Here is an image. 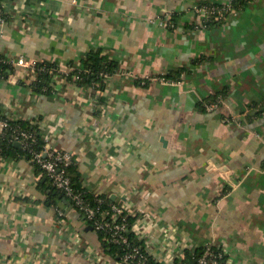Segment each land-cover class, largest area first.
Returning a JSON list of instances; mask_svg holds the SVG:
<instances>
[{
  "label": "crops",
  "instance_id": "crops-1",
  "mask_svg": "<svg viewBox=\"0 0 264 264\" xmlns=\"http://www.w3.org/2000/svg\"><path fill=\"white\" fill-rule=\"evenodd\" d=\"M224 1L0 0V54L15 61L0 116L72 153L86 190L147 216L161 264H193L207 244L264 264V0L195 27L197 5ZM93 47L119 63L104 89L65 75ZM22 57L60 66L52 95ZM50 185L0 153V264H124Z\"/></svg>",
  "mask_w": 264,
  "mask_h": 264
},
{
  "label": "built area",
  "instance_id": "built-area-1",
  "mask_svg": "<svg viewBox=\"0 0 264 264\" xmlns=\"http://www.w3.org/2000/svg\"><path fill=\"white\" fill-rule=\"evenodd\" d=\"M5 5L0 6V20H2L4 11L2 8ZM236 11L232 0L216 3H202L195 7V13L197 14L196 19L193 23L196 28H205L212 21L224 18L228 13ZM3 56V55H2ZM4 57V56H3ZM3 61L7 64H14L15 61L11 58H5ZM32 65L25 59L21 58L19 63L24 65H31L34 69L35 77V64ZM70 70L65 71V74H69ZM1 76V74H0ZM109 76L105 74V77ZM79 75H74L73 80L77 81ZM166 81L170 79L165 78ZM216 104L212 103L208 105L209 109H214ZM10 118L0 116V132L1 134L5 131L10 124ZM41 134V133H40ZM14 141L24 145L30 153V159L37 163L41 170L50 179L54 187L60 190L64 195L68 196L74 206L83 213V217L92 224L93 228L104 234V239L108 242L117 243L124 249V255L122 261L124 264H133L135 259L138 257L142 264H147L142 261L145 258L144 254L141 253V248L137 244H132L129 240V233L133 232L137 235L140 240L145 242L149 255L153 256L150 251V245L148 244L147 237L150 235L149 222L147 216H141L139 213L131 212L126 210L122 205L117 203H111L106 196L101 197L95 194L97 197L96 204L91 203L85 198L82 191H77L73 188L72 180L66 171L68 166L73 161V155L67 150H59L52 147L48 141L43 138V144L40 148L31 147L30 141H35L37 138V132L34 130H28L26 127L20 128L12 134ZM109 204L110 207H104V204ZM132 221L129 222V219ZM169 235L170 238L175 236V233L166 230L165 238ZM202 248V252L197 256L195 264H226L227 263V251L223 248L214 246L213 244H207ZM155 258V257H154Z\"/></svg>",
  "mask_w": 264,
  "mask_h": 264
},
{
  "label": "trees",
  "instance_id": "trees-1",
  "mask_svg": "<svg viewBox=\"0 0 264 264\" xmlns=\"http://www.w3.org/2000/svg\"><path fill=\"white\" fill-rule=\"evenodd\" d=\"M245 0H232V3L234 4L235 8H238L242 3H244ZM219 20L210 22L209 25L219 22ZM4 57L0 54V79L4 78L7 74V68L9 67V64L5 63L3 61ZM72 66V64H71ZM118 60L115 57L109 56L103 52L102 48L99 47H93L91 48L85 57L81 61V66H77L75 68L69 69V74H65L67 78L73 79L74 75H79V79L77 82L81 86H93L97 87L99 89H104L106 87V78L105 74L111 75L115 73L118 70ZM35 71H36V77L31 81V86L33 90L37 93L45 94V95H52L56 91V75L63 74L60 70V66L51 61H37L35 64ZM177 77V73L175 75H170V77ZM1 115V113H0ZM2 116V115H1ZM26 127L28 130H34L37 132V138L35 141H30L31 147L33 148H40L43 144V138L42 135L39 133L38 128L30 123H26L20 120H10L9 127L5 129V131L0 135V153L2 155H18V156H26L30 158V153L28 152V149L24 147V145H17L16 141L13 139V132ZM39 168L40 166L35 163ZM68 175L70 176L72 180L73 188L77 191H82L85 195V198L90 201L93 204H96L97 197L94 193L86 190L80 183V177L78 173L75 170L74 162L72 161L68 166L65 167ZM41 169V168H40ZM49 179V178H48ZM50 186L51 193L54 190H57L60 195H64L60 190H58L56 187L53 186L50 179ZM101 197H105L103 195H100ZM69 198L68 196H66ZM69 200L73 201L69 198ZM74 205V204H73ZM104 207H110L109 204H104ZM80 212V211H79ZM83 216V213H81ZM130 218V217H129ZM132 221V218L129 219V222ZM101 234V233H100ZM104 246L106 248H110V252H113L115 254H118L119 257L123 258L124 255V249L121 248L120 245L113 242H108L104 239V234H101ZM129 240L131 243L137 244L141 248V253L144 254L145 258H143L142 261H145L147 264H161L156 258H154L152 255H149V252L147 250V247L145 245V242L143 240H140L137 235L133 232L129 233ZM202 252V248H199L194 251V255L192 256V261H194L193 264H195L197 256ZM190 254V253H189ZM188 255V259H190ZM133 264H142L138 257L135 259Z\"/></svg>",
  "mask_w": 264,
  "mask_h": 264
},
{
  "label": "water",
  "instance_id": "water-1",
  "mask_svg": "<svg viewBox=\"0 0 264 264\" xmlns=\"http://www.w3.org/2000/svg\"><path fill=\"white\" fill-rule=\"evenodd\" d=\"M16 144H17V145H20L19 142H17ZM61 196H62V200H63L64 202H67V197H66V196H63V195H61Z\"/></svg>",
  "mask_w": 264,
  "mask_h": 264
}]
</instances>
